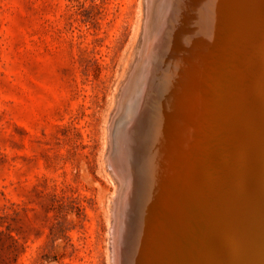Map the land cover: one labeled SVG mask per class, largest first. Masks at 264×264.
Masks as SVG:
<instances>
[{"label": "rangeland", "instance_id": "obj_1", "mask_svg": "<svg viewBox=\"0 0 264 264\" xmlns=\"http://www.w3.org/2000/svg\"><path fill=\"white\" fill-rule=\"evenodd\" d=\"M262 1L251 0L253 8L242 0L220 1L230 31L227 35H232L227 36L231 53L223 65L225 82L220 81L221 87L211 91L215 102H201L219 108L218 113L213 111L218 119L215 144L219 154L228 153L233 160L237 154L236 160L228 167L227 160L219 161L211 178L202 175L206 180L202 185L178 182L177 189L185 198L184 212L181 209L177 215L161 212L170 208L171 201L159 191V180L151 170L153 178L146 176L150 182L141 210L136 195L126 201L127 189L116 174L118 166L112 164L113 121L144 49L150 1L0 0V264H117L118 259L113 258H118L117 246L128 243L130 237L135 238L130 240L137 252L152 254L151 264H164L173 252L178 254H172L168 264H176L179 257L182 263L188 257L187 264H264V217L259 216L264 213V84L257 85L250 78L258 69L248 63L259 58L256 52L263 46V38L253 31L255 18L264 15ZM243 5L252 12L245 13ZM201 9L205 12V7ZM253 9L260 10L254 13ZM246 14L251 19L242 17ZM239 33L243 34L240 39ZM241 40H247L245 45ZM172 44L167 47L171 51L165 64L180 67L181 51ZM160 52L163 56V49ZM160 73L151 78L159 79ZM236 110L245 113L251 125L237 131L241 118ZM240 155L246 158L244 165ZM237 162L243 167L239 171ZM232 168L251 186L244 179L234 183L228 172ZM135 179L139 183L143 177ZM148 202L165 215L159 222L148 215L153 208L148 204L147 210ZM202 204L211 207V213ZM126 206L127 210L134 207L128 216L139 224L135 234L124 239L114 235H118L120 213ZM153 227L157 238L169 235L172 239L166 238L169 243L163 253L161 247L155 251V245L144 241L148 235L154 236L148 232ZM182 235L193 241L192 248H184Z\"/></svg>", "mask_w": 264, "mask_h": 264}, {"label": "bare ground", "instance_id": "obj_2", "mask_svg": "<svg viewBox=\"0 0 264 264\" xmlns=\"http://www.w3.org/2000/svg\"><path fill=\"white\" fill-rule=\"evenodd\" d=\"M149 1H150V4H149V6L147 5L148 19L145 23L146 31H145L144 49L141 53L140 61L137 63V66L134 69V71L130 77V80L128 81V83L126 84V86L123 90L122 100H121L120 106L118 108L119 113L116 114V116L118 115L117 117L115 116L116 119H115V121H113L114 124L112 123L114 126V130L112 132L113 137H114V140H113L114 142H112V143H114L113 144L114 145V153H112V154H114V157H113V155H111L113 157V159H112L113 163L112 162L111 163L118 166V170H117L118 173H116V174H118V175L120 174V177H121L120 182L122 179L121 183H123L124 187L127 189L126 190L127 193L125 192L127 194V195H125L126 201L127 200L130 201V197H132V195L133 196L136 195L135 197H137L138 202L140 203V204L138 203L139 204L138 208L141 210V208L143 207L141 204L144 202V198L146 196L145 195L146 189H147L149 182H150V181L148 182V180L146 179V176L149 175L152 171V175L154 177L156 176L155 179L157 178L159 180L160 184L157 183L158 185H160L161 190H159V191H161L164 194V196L167 195V197H169L168 199H170V201H171V203H169V205H170L169 209H164V208L161 209L160 208L161 206L159 205L161 212H163L164 210L165 211L167 210V212L173 211V214L175 212L178 215L180 213L181 209L183 211V207H184L183 200L185 198V194L184 195L181 194L179 192V190L177 189L178 186H176V184L178 182H182L183 184H186V186L187 185L188 186L202 185L206 181L202 177V175L205 174L211 178L216 173V171H215L216 167L215 166L221 164V163H219V161H222V159H225L228 161V163L226 162L227 167H228V164H231V165L235 164L234 161L236 160L237 154L235 153L236 155H234V153H233V155L235 156V157L233 156L235 158V160L231 159V156L229 158L228 153H226L225 155L219 154L218 149H217V144H215V141L217 139V137H216L217 134L215 135V133H216L215 123H217L218 119H217L216 113L214 114L213 111H216L218 113L219 108L208 107L206 104L204 105L201 102V101H205L208 104L214 103L215 97H214V95L211 94V91H215L217 88L221 87L220 81L225 82V78H223V65L226 62H228V60L230 58L229 53H231V46H230V43H228L229 41L227 40V38H228L227 36H229L231 34L227 35L230 31L227 30V28H226L227 25H226L225 20H224V19H226L225 18L226 16L224 15V12H223L224 7L222 8V5L220 3L221 0H196V1L195 0H149ZM239 1H241V0H239ZM242 1L247 3L245 0H242ZM263 1L259 5L264 6ZM179 3H180V5H179ZM250 3H251V0H250ZM250 3H247V4L249 5ZM235 4H237L236 6L239 7L238 3H235ZM240 5H242V4H240ZM255 5H257V4H255ZM202 6L205 7V12L202 11V9H201ZM245 6L243 5L241 7L246 9V10H244V12L246 13V11H248L249 9H247V7H245ZM249 6L251 7V5H249ZM257 7H258V5H257ZM243 8H242V12H243ZM251 8H253V7H251ZM251 8H250V10H251ZM230 9H231V7H230ZM263 9H264V7H263ZM239 10H241L240 7H239ZM239 10L237 9L236 12ZM259 10L255 9L254 13H255V11H259ZM250 12H252V11H250ZM261 13H259V15ZM241 15H243V14L241 13ZM241 15H240V17H241ZM263 16L264 15H262L258 18L257 17L255 18L254 22H256V26L253 27V31L255 33H258L259 35H261L260 37L263 38V40L261 39L263 42H260L263 44V46L259 45L261 47L260 48L258 47L259 51L256 52L257 55L259 56V58L258 59L255 58L256 59L255 61H253V60L248 61L250 66H253L256 69H258V73L254 74V75H250V78L257 85L264 84V17ZM242 17H244L246 20L251 19V16L248 14H246ZM242 23H243V21H242ZM233 26H234V24H233ZM231 28L229 27V29H231ZM238 28H237V30H239ZM236 32L234 31L235 34H236ZM234 33H233V35H234ZM240 34H242V33H239L238 38H239ZM247 36H248V34H247ZM234 38H236V37L234 36ZM231 39H232V37H231ZM239 39H238V41H239ZM253 41L255 42V44H257L255 40H253ZM173 42H175V46H177L181 51L180 55H179V59L181 57V59L179 61L180 67H178V66L172 67V64H173L171 62L172 60L169 61V63L170 62L172 63V64H170V66H166V64H165V61L167 62V58H168L167 53H169L171 51V50L169 51L167 49V47L172 46ZM241 42H242V40H241ZM241 42L240 43L238 42V43L241 44ZM244 42H247V40ZM244 42H242V43L245 45ZM248 43H249V41H248ZM251 44H253V43H251ZM249 47H250V45H249ZM254 47H256V46L254 45ZM240 48H241V46H240ZM162 49H163V56L161 54L162 52H160ZM242 49H243V47H242ZM248 49L249 48H247V50ZM250 49L254 50L253 47ZM255 49L258 50L257 48H255ZM253 52H255V51H253ZM173 53L174 52L172 51L171 55H174ZM236 54L238 55V53H236ZM248 54L250 55V51L248 52ZM166 55H167V58H166ZM234 56L236 58V55H234ZM251 57L253 58V55L250 56V58ZM170 58H171V56H170ZM175 58H176V56H175ZM241 58H243L242 55H241ZM171 59H173V58H171ZM236 59H239V58H236ZM234 62H235V60H234ZM162 63L165 65H162ZM234 65L235 64H233V66ZM173 66H175V65H173ZM167 67H168L169 71L166 72ZM159 71L161 72L160 73L161 79L160 78L159 79H157V78L152 79L151 77L152 76L156 77L157 76L156 72H159ZM170 73L172 75H170ZM238 79H240V78H238ZM240 90H242V89H240ZM236 115L241 118V121L239 123H237L235 126L237 131L240 129H243L244 127H248L249 125H251V122L248 119V117L245 116V113H242L239 110H236ZM224 121H225V119L222 120L221 124L224 123ZM260 128H261L260 126L257 127L259 132H260ZM261 131H263V130H261ZM227 151H228V149H227ZM239 152L242 153V151H239ZM240 156L242 157L241 158L242 165H244L243 162H245L246 158L242 155H240ZM250 156H251V154H250ZM243 159H244V161H243ZM239 160H240V158H239ZM262 160H264V153L262 156ZM237 164H238V162L235 165L236 170L238 168L239 169L243 168V167H241L242 165L239 166ZM248 164L250 165L249 162H248ZM262 164H263L262 170L264 171V163H262ZM137 167H139V169ZM249 168H250V166H249ZM239 169H238V171H239ZM245 169H246V167H245ZM149 170H151V171L149 172ZM233 170L229 169L228 172L231 171L230 173L234 178L233 182L238 184L239 181H241L244 178L241 175H240L241 177L239 176L240 172L238 174L237 173L238 171L235 172V170L234 171ZM250 173L251 172H249V174ZM152 175L150 174L151 177H152ZM137 176L143 177L142 182L138 183L136 181L137 179H135V178ZM186 178L187 179L191 178L192 181H188ZM158 180L157 181L155 180V181L158 182ZM261 181H263V180H261ZM151 182H152V180H151ZM153 182H154V179H153ZM244 182H245L244 184H248L249 187L251 186L248 183L249 182L248 180H245ZM123 185H122V188H124ZM240 185H243V184L241 183ZM232 186H234V185H232ZM153 187H154V185H153ZM243 187H245V186H243ZM152 190H153V188H152ZM180 190H182V189H180ZM245 193H246V191H245ZM153 194H155V193H153ZM248 194H246V195H248ZM155 195H153V196L155 197ZM149 196H151L150 193H149ZM159 196H162L164 198L163 195H159ZM162 199H161V201H162ZM245 201H246V203H248V199H246ZM136 202H137V200H136ZM163 202L165 203V201H163ZM133 204H135V202ZM148 204L150 207L151 205L149 202L146 204V207L148 206ZM151 204H153V203H151ZM154 205H152V207ZM169 205H168V207H169ZM251 205H249V206L251 207ZM116 206H118V205H116ZM185 206H186V204H185ZM152 207H150V208H152ZM200 207L202 209H204V211L206 213L207 212L209 213L212 210L211 207H207V204H202V205H200ZM127 208L128 207L126 206V209H123V212L120 213L121 216H123V219L120 220V223L118 222L119 223L118 235H114V236H118V238L124 237V239H125V237L129 238V236L134 235L135 230H136V224H139V220H138V223H135V221L132 219V217L128 216L129 214H132V213H128V210L133 208V213H134V210H135L134 207H130V209H128V210H127ZM255 208L257 209L258 207L254 206V209ZM147 210H148V207H147ZM250 211H252V210H250ZM260 211L258 210L256 212H260ZM130 212H131V210H130ZM142 212L143 211H140V213H142ZM149 213L150 214H148V212H147L148 215H151V217L150 216L149 217L153 218L155 220V222H157L159 219H161L163 216H165L164 214H161L159 212V210H157L156 207H153L151 212H149ZM116 214H117V212H116ZM165 214H166V212H165ZM171 215L172 214H170V217H173ZM180 215H182V213ZM184 215H186V214H184ZM142 216H144V215L142 214ZM259 216L264 217V213L263 214L261 213V215H259ZM244 217H246V216H244ZM134 218H136V216ZM138 219H140V218L138 217ZM144 220H142V221H144ZM166 221H167V219L164 218L163 222H166ZM172 221H173V218H172ZM161 222H162V220H161ZM146 223H144V224H146ZM150 223H147V224L149 226H151ZM145 226H147V225H145ZM149 226L147 228H149ZM157 226H158V224H157ZM174 226H176V225H174ZM155 227H153L152 229H150L148 231V232H150L149 234L151 236L152 235H154V236L150 237L149 235L148 236L146 235L147 238H145V239L143 238V239H144V241L147 240L148 244L155 245L153 247L154 249H155V247H157V248L161 247L160 248L161 250L160 249L159 250L161 252L165 251V249L168 248L167 241H168V239H170V237L168 235L167 237H169V238L166 239L167 238L166 236L161 235L162 236L161 238H160V236L157 238L155 235V230L157 229V227L154 230ZM160 227L163 228V226H160ZM143 228H144V226H143ZM137 229H139V228H137ZM114 231H115V229H114ZM140 232H141V230H140ZM143 232H145V231H143ZM163 232L164 231H162V233ZM203 232H206V230H204ZM162 233L160 232V234H162ZM114 234H116V233L114 232ZM141 235H142V233H141ZM164 235H166V233ZM261 237H263V235H261ZM130 238H132V237H130ZM130 238L128 239L129 241H131ZM143 239H141V241ZM170 240H172V239H170ZM263 240H264V237H263ZM129 241H128V243H125V244L120 243L117 246L118 252H117V250H116V252L118 253V258H116L117 256L113 257L114 259H116V262L118 259L117 264H145V261H147V260L149 261L148 264H151L152 254L149 255V253H148V255L145 254V256H144L143 250H142V253L137 252L138 250L137 249L135 250L131 245L133 240L131 242H129ZM180 241L182 243H184L185 249H190L193 247V241L186 236L182 235V237L180 238ZM113 243L115 244V241ZM133 243L136 244V241ZM139 243H138V245H139ZM168 243H169V241H168ZM203 245L206 248H209L207 246L208 244L206 242H203ZM172 247L170 246V248L173 250ZM259 247H260V245H259ZM149 248H152V247L150 246ZM114 249H113V254H114ZM171 249H169V250H171ZM155 251H156V249H155ZM150 252H152V251H150ZM169 252H171V251H169ZM175 252H178V251L175 250ZM159 253L160 252L155 253L156 256H158L157 254H159ZM162 253H160V256ZM172 254L174 256H176L178 253L175 255V253L173 252ZM172 254L169 256L166 255V256H168L167 257L168 260L173 259V258L169 259V257L173 256ZM205 254H206V252H205ZM113 256H115V255H113ZM153 256H154V253H153ZM156 256H155V258H156ZM183 257H185V256H183ZM162 258H164V257H161V261H162ZM179 259H180V257H179ZM179 259H177L178 261L176 262V264H187L189 261L188 257L185 258V261H183V263L181 261L183 259H181V260H179ZM167 261L164 264H166V263L168 264ZM210 261H211V259H210ZM169 263H170V261H169ZM153 264H154V262H153Z\"/></svg>", "mask_w": 264, "mask_h": 264}]
</instances>
